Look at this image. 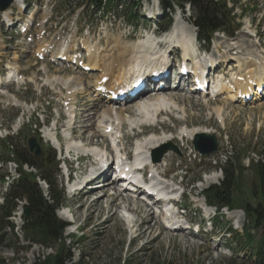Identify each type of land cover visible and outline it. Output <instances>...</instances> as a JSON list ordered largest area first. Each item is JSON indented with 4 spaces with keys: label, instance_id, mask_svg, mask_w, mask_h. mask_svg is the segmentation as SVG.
I'll use <instances>...</instances> for the list:
<instances>
[{
    "label": "rangeland",
    "instance_id": "374dc122",
    "mask_svg": "<svg viewBox=\"0 0 264 264\" xmlns=\"http://www.w3.org/2000/svg\"><path fill=\"white\" fill-rule=\"evenodd\" d=\"M228 1H229V7L234 6V14L237 17L243 18L242 19L243 28L239 30V32L234 34L232 40L229 41L225 37H222L221 34H216L215 39L211 44L210 53L205 56L206 58L211 57L221 62L220 70L222 74L220 77L222 78V80L220 81L219 80L220 77H217L218 80L217 82L221 84L225 83V81L227 80V77H225L224 72L226 71V74L228 73L230 74L232 72L231 69L234 70L235 69L234 67H238L240 63L243 64V65L240 64L241 66H239L240 68L238 69L242 71L241 74L242 73L246 74L248 71L253 70V68H255L256 70V68L258 67L257 66L258 62H256V65H254L253 67L252 66L253 63L248 64L246 60H244L245 62L243 61L245 57L249 58L250 55L253 56L255 55L260 59L262 58L264 59V42L262 43V40H264V0H228ZM31 2H33V0H29V3ZM46 2L48 6L46 8V11L51 13V16L47 20L44 19V9ZM69 3L70 0H39V4H38L39 10L37 14L35 13V16H33L34 23L31 25L29 30H27V34L24 35L26 37L25 40L22 37L23 34H20L18 32V26L21 23H26V19L27 17L31 16V13L30 12L25 13L24 16H21L18 13L14 12L15 16H13L11 21V26L9 27H6L2 23L1 18L3 17L2 15H0V40L3 41L4 46H6L7 49H10V47H15L17 45H21L23 48L26 49L28 47L30 48V54H23L22 52H20V54L22 55L21 58L22 63H20V66L25 67L26 62L34 61L33 58L36 53V50L41 45V42H38L34 38V36L37 35L41 29H43L46 32L49 29L48 30L50 32L49 35L48 34L46 35L45 32L46 39H50L52 35L58 31L59 24L63 23L64 21L63 15L66 13V11L69 12L71 11V8L67 9ZM186 11L188 12V10ZM179 12H180L179 10H176V13L170 16L171 22H174L177 18H179V16L183 15L181 12L179 14ZM190 13L192 17L193 15L192 10L190 11ZM70 16L71 14H68V17ZM190 20L191 18H189V16L184 14V16H182V20H179L178 22L180 23V26H185L186 23L190 22ZM167 22H168L167 18L162 19L160 21V26H158L157 37L163 38L166 35H168L170 30L166 33L165 30H163L164 27L167 25ZM189 31H191L190 28ZM256 32H257V36H255ZM258 36L260 38V41H258V44H256L257 43L256 37L258 38ZM159 38L153 37V39H159ZM238 39H241L243 41V49H246L243 52H240L239 54L238 52L235 53V51H237L236 50L237 48L232 49L235 50L234 52L231 51V46L236 44ZM8 40L9 42H7ZM26 40H32V42L29 43ZM131 43H135V42L133 41L128 42V44ZM192 44H193V39L189 44V46L191 47L190 50L193 49ZM0 45H1V41H0ZM217 46H223V49L219 48L221 50H218ZM93 47L99 48L100 46L99 44L98 45L95 44ZM174 47L177 48L178 46H174ZM190 50L188 51L190 52ZM181 51L182 53L185 52L184 50ZM159 52L161 53V51ZM228 52H231V54H235V55H229ZM129 56L130 54L128 53V57ZM233 56L236 58V60L233 61L228 60ZM171 58H174V54L170 56V59ZM183 58H185V56ZM222 58L226 59V62ZM35 60L36 63L38 64L37 69L36 68H34V70L16 69L19 71V76L25 78L27 81L31 77V75L34 74L35 75L34 82L32 83L26 82L24 85L19 86V88L17 89L10 84L9 86L3 88L4 90L8 91L9 97L16 96L19 101L18 103L12 104L7 98L3 97L0 94V176H5L6 174L9 176V178L5 179L7 183L3 184L0 181V204H1V197L5 193V189L7 185L10 183V180L12 179V176L15 171V165L12 162H8V163L4 162V160H11L10 152L8 149H6V146H12L13 148L16 149L25 150V144L27 145L28 137L32 134L33 137L37 139L35 135L40 134L38 144L45 152L47 146L52 147V145L48 142L45 135L47 129H52L54 127L57 118L59 116L65 115L66 116L65 121H60V120L58 121V123L59 122L60 123L59 125L58 124L56 125L57 126L56 132H57V136L59 134H61L62 136H66L68 131L67 132L63 131L65 130L64 125L69 124L70 122L69 118H73V115L75 114L74 106L71 107L70 109H68L67 106H65L64 103L65 95H61L60 93H58V91L56 92V90H54V87L52 86L51 83H45V76L43 74V70H38L44 64L48 65V62L46 60L43 61H39L38 59ZM235 61L237 63L239 61L238 65L234 64ZM48 68H49L48 75H50L51 77L64 76L67 73L74 76H79L81 74L80 70H74L71 68H64L66 70H63L60 68L52 67L50 65H48ZM56 70L57 71L60 70L58 74H55ZM1 71L2 70H0V77L3 80L4 71L3 72ZM259 71H260L259 75L263 74L262 69H260ZM256 74L257 72H255V74L251 76L250 80H245V83L252 85L253 80L256 77ZM98 76H99V71L93 70L87 74H82L81 77L82 80L87 84L86 86L91 89L90 86L95 82ZM224 78L226 80H224ZM262 91L263 90H261V92ZM176 93L179 94V92ZM245 93H247L246 95H248L249 92H245ZM262 95L264 97V92L262 93ZM230 96L231 95H228L226 92L224 94L221 93L219 96H217V99L226 103L225 106H222V113L224 116L223 124L220 123V120L217 117L216 118L218 119V122L220 124L213 119L210 120V118L206 120L208 117L211 116V113L213 112L205 108L204 107L205 105H202L203 102L201 101L206 100L205 96L196 97L197 99H194L193 97L194 100L189 98L187 99V101L185 100V104L187 105V107L189 106L192 107V105L195 107L191 111L187 109L185 114H183L184 116L183 120L187 115L186 123L188 126H190L188 128H198L199 125L210 126L209 128L206 127L204 129H207L209 130V132H212V134L209 135H213L215 136L216 139H219L221 149L226 148L227 150L231 151L232 159H235V162L244 159L242 164H247L248 162L246 160L247 156L252 157L254 159H258V156H260L264 151V111H263L264 99L260 98L259 101L258 100L255 101L252 99L249 102L242 103V102H237L235 99L230 100L229 99ZM165 98H166L165 100L168 99V97ZM178 98L180 99L181 97ZM197 100H201V101L198 102ZM191 102L193 104H190ZM257 105L258 106L260 105V109H257L258 107ZM116 107L119 106H115V108ZM126 107H129V109L131 108L130 105L128 104ZM126 107L123 108V110L126 111L127 109ZM213 107L214 104H210L209 108L211 109ZM194 112L196 115L194 114ZM183 120L182 121L180 120L181 122L176 121L174 122V124L176 126H185L184 125L185 122ZM34 123H37L39 125V128L41 129L39 130L38 128H35L33 126ZM44 124L45 126H43ZM78 125L74 129L75 134L73 135L71 133L70 134L71 136H77V138H81L82 136H80V134L84 132L83 131L84 129H82L81 131L78 128ZM171 126H173V124ZM34 129H36V131ZM169 129L170 128L166 125L165 132L174 131V128L170 130ZM33 130L36 133L35 135ZM162 132L163 131H160V129H157L155 131V133L157 134L158 133L161 134ZM89 134L92 133H89V131L87 130L86 136H88ZM127 134L130 135L129 132H127ZM5 135H10L11 141L8 142L7 140L5 141V143H2L1 139ZM185 140H183L184 143ZM92 142L93 144L98 143L97 139ZM171 143L177 148L179 155H176L171 151L167 152L164 156L166 157V160L162 162L161 164L162 169L160 172L171 173L169 179H171V177L173 176L175 177L177 176L176 182L181 183V181H183L182 184L184 186H187L188 197L183 199L182 201L183 207H187L188 209H191L194 206L198 207L204 201L201 197L196 199L193 196L192 192L189 193V189L191 188L190 183L195 180L203 181L204 177L215 178L212 180V182H214L217 179L216 177L217 168L211 169L212 166L208 165L206 168H209L211 170L206 172L205 173L206 175L201 174L200 172H198V170L203 169L204 166L206 165V162L200 165L192 163V161L185 162L186 158H184V156L186 155L188 149H190L189 152H192L191 149L192 141H189L187 143V145L185 146L186 149L182 147L183 143H178L176 140H172ZM128 145H130V142L128 143ZM56 152H57L56 159L59 161V163L61 159H66V155L59 154L58 151ZM66 160H68V163L71 164L73 169L77 167L75 164L72 163V160L70 158ZM208 160H212V158ZM184 164H193L191 166H188L190 167L189 170L192 171V173L189 172L187 173L181 170L183 173L180 176L181 172L178 173L173 172L176 169L173 167L177 165L182 166ZM225 164L222 163V166H224ZM89 165L90 162L86 160L85 162H82V164L78 168L81 170V173H83L84 170H86V168ZM227 168H225V173H230L233 172L232 170L236 169V166L231 167L229 165ZM23 169L25 171H32L27 166H24ZM63 173H64L63 166L60 163V165H58L57 171H49L48 174V176H55V180H57L56 184L59 190H63V175H62ZM222 173H224V171ZM222 173L220 171L221 180L223 178ZM75 175L77 176L78 173H76ZM184 175L185 177L181 179L180 177H183ZM212 175H214V177ZM235 175L239 177L236 184L239 194L240 193L245 194L247 189L250 190L252 187H256L257 181L255 179V175L253 171L250 168L245 169L243 172L240 173L235 172ZM221 180L218 179L217 182L220 183ZM219 183L212 185H218ZM195 186L198 190H201V188H203V187H199L198 185ZM86 193L87 192H84L83 194L85 195ZM64 194H65L64 206L69 207V209L71 210L76 209L79 205H82L84 203L83 209H81L76 214L77 217L74 216L75 218H77L75 220L76 225L80 226L79 233L77 235L67 236L68 238L72 239L71 241L77 242L76 243L77 246L75 247L74 250H72L73 256L70 264H251L250 259L252 255L249 253V248H246V245L244 243V245L241 246L244 252L236 254L235 248L237 247V245L235 244L236 243L235 235L234 234L231 235L226 231L227 228H230L231 230L237 231L236 234L239 235L241 228L235 230L236 227L238 226L237 219L231 218L230 216H225L223 212H221L223 218L217 219L215 222L217 227L220 226V228L215 230L212 234L215 236V238L203 237V236L202 237L189 236L187 234V231H183L181 233L180 232L168 233L163 228L160 227L159 220L157 219L158 222L157 221L153 223L152 221L150 222L152 229L148 230V227L150 225L145 226L144 224H142V227H140L139 229L140 232L138 231L139 233H137L136 230L135 231L132 230V235L135 234L136 237H139L138 236L139 234L141 235L140 238H138L137 240L129 241V239L131 240V235H129V233L127 232L125 225L120 220L119 215L116 212L117 209H120V206L119 207L116 206V203L118 201L111 203V201L114 198L110 196L108 197L106 194V197H104L103 200L99 202L98 210L94 212L88 210V205L98 196L99 193L98 194L94 193V195H90L91 192L88 193L86 200L81 199L80 194H78L73 199L70 198L68 199L65 192ZM133 199H136V197H134ZM137 199L138 201L140 200V198ZM133 201L134 200H131L129 202L133 204L132 203ZM109 202L111 203V206H107L108 205L107 203ZM18 204L21 207V212L17 210L16 213L21 214L23 210V206L26 203L23 201V202H19ZM69 209H64L63 213L68 212L69 215L72 216L71 211ZM187 215H189L188 217L191 218V220L194 219L193 218L194 214L190 213V211L187 213ZM108 217H112V218H109L107 220ZM1 218H2V213L0 212V264H34V262L37 261L38 259L41 260L43 255L46 256L48 254L54 253V249L52 250L45 249L40 245H35V243H32L31 241L29 242L25 241L20 230L22 225L18 229L19 226L18 217H12L10 219V222H12L15 226L14 231L3 227L2 225H4V222L1 221ZM141 219L143 222L144 219L142 217ZM139 221L141 220L137 218V222ZM130 223L133 226L135 221L130 220ZM243 223H244V219L243 217H241L240 224L243 225ZM258 237L259 234L257 233L256 240L258 239Z\"/></svg>",
    "mask_w": 264,
    "mask_h": 264
},
{
    "label": "bare ground",
    "instance_id": "6f19581e",
    "mask_svg": "<svg viewBox=\"0 0 264 264\" xmlns=\"http://www.w3.org/2000/svg\"><path fill=\"white\" fill-rule=\"evenodd\" d=\"M2 14H3L4 18L9 20L12 13L10 12V10H7ZM48 16H49V13L46 11V7H45L44 19H46V17H48ZM26 23H28V22H26ZM256 34H257V32H256ZM60 39H61L60 36H54L53 40H51L50 44L47 46H44L45 41H43L42 45L37 48L36 54L39 55L42 53V54L46 55L45 53H51V56H61V57L62 56H64V57L71 56L70 52H74L75 49H73L72 51H70V50L66 51L63 48L62 44L60 43ZM192 39H193V36H192L191 31H189V28H182L180 25L175 24L174 26H172L170 28L168 35H166L163 38L153 39V37L150 36L143 41H138L137 43L129 44L127 46H121V44L117 40H114V42L112 43L111 49H110V50L114 49V51L109 52L107 55L104 54L105 48L101 49V48L93 47L95 49L93 51H91L90 50L91 43L90 42H82V45L88 50V60H87L88 63H87L85 68L99 71V76L95 80V83L93 85V90H90V91H89L88 87L85 86V82L82 80L81 75L74 76V75L67 73L64 76H59L60 78L57 76L51 77L50 75H48L49 70H47V68L45 66L42 67L43 74L45 76V83H51L52 86L54 87V90H56V92L58 91V93H60L61 95H65L64 96L65 106H67V108L70 109L74 105H78V108H79V111L77 113H75V115H74L73 122L71 124H69L68 126L64 125L65 130H63V131L64 132L68 131L73 135V134H75L74 129L79 124L78 128L81 131H82V129H84L83 133L80 132L81 133L80 136H82V137L77 138V136H71L72 139L68 140V142H65L64 145L69 146V144L72 142V140H78V141L80 140L81 143H83L85 145H90V146H92V148H94L92 150V156L100 158V157H102V155L104 153V151H103L104 150L103 149L104 142H100L97 139L98 138L97 135H99V136L101 135L102 127L105 124L110 123V121L113 118H115L117 121L115 127L120 128L121 124H124L125 122L133 121L135 118H137V115L147 113L152 109L159 108L160 106L168 107V105H170V104L174 105V104L179 103V105L183 107V109H182L183 114H185L187 109L190 111L193 110V108L195 106L192 105V107L189 106L190 108L187 107V105L185 104V100L182 98H180V99H182V100H180L178 98L179 97L178 94L174 91L173 87H171L169 85L161 86L159 88L152 90L148 94L147 97H145V96L141 97L140 96L138 98V100L129 104L131 107L130 109H129V107H126L127 105L113 109V105L110 102V96L108 97V99L106 101L102 102L100 95L95 93V89L98 86L105 87V88L109 89V93L111 91H113L115 93L118 90L124 88L125 85L130 80L139 76L140 73H145L148 70L163 69L166 66L165 65V62L167 61L166 55L164 53H160L158 50L161 47V45H163V44H165L167 46H173V47L178 46L181 48V50L185 51L183 53L185 58L189 57L190 54H192L191 52L188 51L191 49L189 44L191 43ZM159 41L161 42L160 44L158 43ZM258 41H260L259 36H258ZM263 42H264V40H262V43ZM65 44L68 45L69 47H72V46H75L77 44V41L74 39H68L65 41ZM95 44L98 45V43H95ZM0 47H1V45H0ZM117 47H121V48H123V50L131 49L130 50L131 51V53H130L131 57L128 60L124 61L125 65L121 64V62L123 61V58H122L121 52L118 53L117 50H115ZM219 48H222V46H220ZM239 49H241V47L237 48L236 50H239ZM181 50H177V51H181ZM101 52H103L102 55H101ZM12 60H15V59H12ZM53 60L55 61L56 59H53ZM244 60H246L248 62V64L253 63V65H252L253 67H254V65H256V62H258V65H257L258 67L256 68V70H255V68H253V70L249 69L250 71H248L246 74H243V73L240 74V73L235 72V73H237L236 76H234L233 72H231L230 74L229 73L226 74L224 72L225 77H227V78L230 77V80L228 81V83H226L227 81H225L226 84L220 83L218 92L220 94L221 93L224 94L227 91L226 93L228 95H230V93H235L234 96H230V98H229L230 100H233V99L236 100V99H239L242 95L243 96H249V94H251L249 92V89L251 88L252 85L245 83V80H250L251 76H253V74H255V72H257V74L253 80V83H256V82L258 83V79L264 77V59L263 58L260 59L255 55L254 56L250 55L249 58L245 57V59H243V61ZM238 63H239V61H238ZM239 66H241V65L239 64ZM239 66H238V68H240ZM8 67L11 70L10 71L8 70V72H7V76H6L7 82H4V81L2 82V80L0 78V89H1V93H2L3 97L7 98L12 104H15V103H18L17 97L16 96L9 97L8 91L1 88V86L4 83H7L8 85L12 84L17 89L23 83L24 79L22 77L18 76V70H16L18 68L15 66V64H9ZM260 69L263 70L262 71L263 74H261V75H259ZM59 71L56 70L55 74H58ZM159 71H161V70H159ZM60 75H62V74H60ZM103 78L106 79V83L104 85L100 84V82ZM34 80H35V75L33 74L28 79V82H34ZM219 80L221 81L222 78L220 77ZM245 92H249L248 95H246L247 93H245ZM174 93H176V94H174ZM165 97H168V99L165 100ZM261 97L262 96L260 95L256 98H254V100L259 101ZM262 98L264 99V97H262ZM190 104H193V103L191 102ZM210 104H214V107L211 109L209 108ZM197 105H199V104H197ZM202 105H205L204 106L205 108H207L209 111H212L213 112L212 114H214L220 120V123H222V124L224 123L222 106L226 105L225 102H222L219 99H215V100H210V101L208 100L206 102L203 101ZM125 107L127 108L126 111L123 110V108H125ZM184 107H185V109H184ZM257 109H260V105L257 107ZM200 112H199V114H200ZM194 114H195V112H194ZM114 115H115V117H114ZM186 118H187V115L183 121L185 122L184 123L185 127L188 128L190 126L187 125ZM63 120H65V116H62L60 119V121H63ZM210 120H212V118H210ZM181 121H179V122H181ZM95 122H97V124H95ZM87 127H89V128H87ZM104 128H103V130H105ZM157 129H160V131H163L161 134H164L165 129H166V125H160V126L157 125V126L148 127L149 134L147 133L148 134L147 136H150L151 139L141 146V149L143 151H145L148 147H152V148L154 147L153 153L155 151L157 153L159 149L166 148V146L169 145L168 141L165 138L161 137V134L155 133V131ZM190 129H192V130H190ZM87 130L89 131V133H92V134H89L90 136L89 135L86 136ZM55 131H56V128H55ZM202 132H204V131L201 130V128H189L188 131H185L184 133H182L180 135H183V138H182V141H183L188 137H193L194 135L201 134ZM96 139H97L98 143L93 144L92 141H94ZM129 148L124 147V151L126 152V155H130ZM78 149H79L78 152H80V153L83 152L82 147H79ZM149 152H150V150L148 151V155H149ZM86 159L91 163L89 158H86ZM163 160H165V158H163ZM159 164H156V165L158 166ZM103 177L105 178V180L101 184V183H99V181ZM213 179H215V178L206 177L203 183L209 184L210 182H212ZM176 180H177V177L173 176L168 181H169V183H170V181L175 183ZM92 182H93V184H96V185L90 186V188H97V189L91 190L90 195H94V193L100 194V196L95 198L88 205V210L95 212L99 208V202H101L103 200V198L106 197L107 190H109L111 188H112L111 190H115V185H114V182H111L105 176V174H103V175L101 174V175L95 177L92 180ZM77 186L78 185H75L71 188L69 195H71V192L74 189H76ZM159 187L161 189H163L164 183L163 184L160 183ZM83 191H84V189L79 194L81 196V199L86 200L88 193H90V192L83 195L82 194ZM77 195L78 194H76L74 196L76 197ZM74 196H73V198H74ZM113 198L114 199L111 201V203L118 201L116 203L117 207H119L120 205H124V207L126 209H128V211L131 210L133 213H135L134 214L135 216L142 217L144 219L142 224H144L145 226L150 225L151 221L153 223L157 220V217L155 216L152 209L148 205H146L143 201H138L136 199L132 202L133 204H131V202H129V201L132 200L131 199L132 197L127 192H125V190L123 192H120V193L119 192L115 193V197H113ZM82 203H83V201H82ZM111 203L110 202L107 203L108 204L107 206H111ZM83 206H84V203L82 205H79L76 209L72 210L73 215L76 216V214L81 209H83ZM112 217H114V216H112ZM112 217H108L107 220L109 218H112ZM76 219L77 218H75V220ZM129 223H130V221H129ZM149 229H152L151 225L148 227V230ZM140 235L141 234H139L138 236L140 237Z\"/></svg>",
    "mask_w": 264,
    "mask_h": 264
},
{
    "label": "trees",
    "instance_id": "16d2710c",
    "mask_svg": "<svg viewBox=\"0 0 264 264\" xmlns=\"http://www.w3.org/2000/svg\"><path fill=\"white\" fill-rule=\"evenodd\" d=\"M184 2H188L198 12V17L195 18V24L200 29L212 33L222 28L224 19L223 12L226 11V7L221 3H215L212 0H161L162 5L166 6V8H171L172 4L181 8ZM226 12L229 13V11ZM227 19L231 21L229 18ZM200 34L205 37L209 35V33L203 31ZM15 155L20 172V179L17 184L10 187L8 193L3 198L4 204L0 207V212L2 213L1 221L4 222L2 226H7L12 229L9 223L6 222V219L11 215L15 207V201L26 199L30 213L29 219L25 220L22 229L24 239L41 245L44 248L54 249L53 255L45 257L44 260L38 259L34 264H70L72 254L70 248L65 246L62 237L64 224L54 216V210L62 204L63 196L54 190L49 176H44L40 171L35 174H27L20 170L21 166L25 164L30 167H36L32 156H26L27 153L22 154L20 152ZM261 156L264 158V151ZM251 170L257 182L256 187H252L249 190L248 199H242L241 201L237 198L231 199L227 189L221 194L214 190L212 198L216 204L224 203V205H228L230 208L242 209L252 228L261 231V238L254 244L253 258L255 264H264V162L252 164ZM38 177L46 180L44 183L46 185L48 184L49 202L43 198L36 185ZM233 177L235 179L239 178L237 176L235 177L234 173ZM233 177L231 174L225 175L226 180L224 184L228 185L233 182ZM236 200L238 201V206L236 205ZM242 241L250 245L255 241L249 234L247 227L244 230L243 237H239L238 239L239 243Z\"/></svg>",
    "mask_w": 264,
    "mask_h": 264
},
{
    "label": "water",
    "instance_id": "95a60500",
    "mask_svg": "<svg viewBox=\"0 0 264 264\" xmlns=\"http://www.w3.org/2000/svg\"><path fill=\"white\" fill-rule=\"evenodd\" d=\"M12 0H0V11L5 10L11 3ZM29 151L32 152L33 149H35V156L37 157L39 155V149L36 145V143L33 140H30L29 142ZM198 149H200L201 151H205V148L202 147H197ZM159 161V160H158ZM25 216L28 217V210L24 211Z\"/></svg>",
    "mask_w": 264,
    "mask_h": 264
}]
</instances>
